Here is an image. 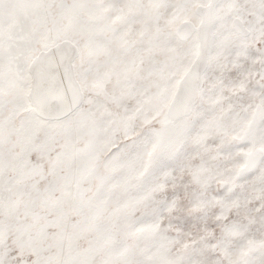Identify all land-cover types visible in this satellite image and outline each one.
Listing matches in <instances>:
<instances>
[{
    "label": "rangeland",
    "instance_id": "1",
    "mask_svg": "<svg viewBox=\"0 0 264 264\" xmlns=\"http://www.w3.org/2000/svg\"><path fill=\"white\" fill-rule=\"evenodd\" d=\"M210 3L0 0V264H264V0H216L167 115ZM65 39L83 97L47 118L30 65Z\"/></svg>",
    "mask_w": 264,
    "mask_h": 264
},
{
    "label": "bare ground",
    "instance_id": "2",
    "mask_svg": "<svg viewBox=\"0 0 264 264\" xmlns=\"http://www.w3.org/2000/svg\"><path fill=\"white\" fill-rule=\"evenodd\" d=\"M215 2L216 0H211L208 6L197 7V13L202 17L199 25L183 21L178 26L177 32L182 38H189L195 32L198 33L200 50L190 68L179 80L177 90L169 104L167 115L173 121L192 111L198 91L202 87L203 72L208 67L210 25ZM237 26L244 29L239 19ZM77 53V46L65 39L40 51L31 62L33 81L30 97L37 112L42 116L61 118L81 102L83 92L74 69Z\"/></svg>",
    "mask_w": 264,
    "mask_h": 264
}]
</instances>
